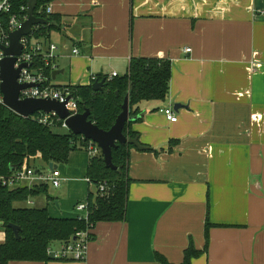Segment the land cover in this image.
Wrapping results in <instances>:
<instances>
[{"label":"crops","instance_id":"0c3cea01","mask_svg":"<svg viewBox=\"0 0 264 264\" xmlns=\"http://www.w3.org/2000/svg\"><path fill=\"white\" fill-rule=\"evenodd\" d=\"M50 7L63 23L43 45L55 47L52 69L60 72L50 86L123 76L136 58L168 60L170 80L166 99L142 103L131 127L147 150L129 152L125 221L97 224L83 262L20 264H159L155 253L180 264L190 242L204 249L206 221V252L191 264H264V0H56ZM37 160L28 166L36 170ZM88 163L86 152L70 153L62 184H83ZM30 202L21 206L76 216L52 214L45 197Z\"/></svg>","mask_w":264,"mask_h":264},{"label":"trees","instance_id":"16d2710c","mask_svg":"<svg viewBox=\"0 0 264 264\" xmlns=\"http://www.w3.org/2000/svg\"><path fill=\"white\" fill-rule=\"evenodd\" d=\"M56 0H38L34 15L48 21V24L36 26L32 38L42 45L48 43L52 32H60L63 26L59 15H46V7ZM28 0H10V10L1 16L3 29L11 17L19 20L26 18ZM33 66L43 68L44 76L51 81V66H45L42 56H35ZM104 80L101 91L94 92L92 84ZM170 80V62L162 59H132L126 74L108 80L97 77L89 86L52 87L67 90L77 103L78 114L89 111L88 121L102 131H108L121 112V105L129 96L130 118L139 115L142 103L163 102L168 94ZM41 114L36 113L25 119L3 105H0V178L10 176L19 169L23 162L39 156L45 165L66 164L70 153L88 152L89 142L75 136L68 130L65 134L58 133L63 129L62 122L53 119L50 124H42ZM134 121V122H135ZM133 122L125 124L122 134L127 139L137 138L132 131ZM130 145L117 144L111 150V161L115 170L105 168L101 152L89 157L86 178L94 191L87 195V221L74 218H52L46 208L22 207L27 200L45 197L50 200L47 185L33 188L18 186L13 189L0 185V227L3 229L4 241L0 244V264L39 263L51 261L46 250L52 245L72 242L77 232L92 230L99 223H121L126 218L128 197L129 152ZM148 151L155 152L152 149ZM156 153V152H155ZM16 169L11 171L10 168ZM103 184L106 192L100 195L98 187ZM17 226L19 240L8 225ZM211 225L206 221L204 227L205 246L202 251L194 248L192 242L183 252L180 264H191L192 260L204 254L207 249L208 231ZM92 239V238H91ZM155 261L159 264H170L163 256L155 253Z\"/></svg>","mask_w":264,"mask_h":264},{"label":"built area","instance_id":"2783aa9c","mask_svg":"<svg viewBox=\"0 0 264 264\" xmlns=\"http://www.w3.org/2000/svg\"><path fill=\"white\" fill-rule=\"evenodd\" d=\"M10 10V0H0V18L1 16L7 14ZM46 15H51L52 10L50 5L46 7ZM26 19V18H25ZM24 19V20H25ZM24 20H19L15 16L11 17L6 30L3 29L2 23L0 22V46L8 47V34L17 30ZM35 27L32 28L29 36L22 37L20 39V44L22 46V52L19 57L16 59L15 68L20 65H26L20 69L18 83L23 85H29L19 93V98L24 99H40V100H55L60 103L66 101V108L70 116L78 114L77 112V103L69 95L67 90L54 89L48 84L47 78L44 76L43 68H36L33 66L34 57L42 56L45 66H51L53 61V51L55 47L49 45L47 49L43 45L32 38V31ZM44 48V49H43ZM189 52V50H185ZM73 54H77L76 50H73ZM3 52L0 49V61L3 59ZM53 71V69H52ZM117 77L116 73H112L108 80ZM1 84V81H0ZM0 105H3L2 95L0 94ZM161 113L165 116L166 120L170 123H175L177 118L171 108H165L161 110ZM41 117L39 119L42 124H50L53 119L60 121L57 116L53 113L44 114L39 112ZM62 122V128L66 129L64 122ZM67 130V129H66ZM89 142V141H88ZM99 148L89 142L88 145V156L92 157L98 154ZM66 180L61 176L60 171L52 169L49 172H39L34 170L32 167L28 166V162H23L21 167L15 170L10 176L0 178V185L4 188L13 189L18 186H26L27 188H33L39 185H47L53 189H58L62 183ZM88 185L90 184L89 179L85 178L84 180ZM107 190V187L103 184H100L98 191L100 195H103ZM27 205H31L30 199L26 201ZM75 211L77 213L76 218L78 220L87 221L88 217V208L87 204H77L75 206ZM79 213H83L79 215ZM91 230L86 229L85 231L77 232L72 242L67 244H57L52 245L46 250L47 256L51 257L55 261H75L83 262L86 256L87 245L91 241Z\"/></svg>","mask_w":264,"mask_h":264},{"label":"water","instance_id":"95a60500","mask_svg":"<svg viewBox=\"0 0 264 264\" xmlns=\"http://www.w3.org/2000/svg\"><path fill=\"white\" fill-rule=\"evenodd\" d=\"M38 0H28L26 7V19L22 22L19 28L8 34V47L0 46L3 52V59L0 61V94L2 95L3 106L22 118H29L36 113L50 114L53 113L60 121L64 122L66 129L75 136H80L85 141L95 144L103 158L106 169L115 170L111 161V150L115 147L116 143L120 145H130L139 151H146L147 148L140 145L138 138L127 139L123 136L122 130L125 124L134 122L135 118H130L129 96H126L121 105V112L117 116L113 126L108 131H102L97 126L88 121L89 111L83 114H76L70 116L67 108L66 101L60 103L55 100H40V99H24L19 98L21 90L29 85L18 83L20 69L26 65H20L15 68L17 57L21 55L22 46L20 39L29 36L33 27L39 25H47L48 21L43 18H38L34 15ZM60 73L58 71L51 72V79L54 80L55 76ZM104 86V80L101 82L95 81L92 84L94 92L101 91ZM49 170L56 169L57 166L50 163ZM11 167L10 170H15ZM8 229L12 231L16 240H19L20 229L14 225H8Z\"/></svg>","mask_w":264,"mask_h":264},{"label":"rangeland","instance_id":"374dc122","mask_svg":"<svg viewBox=\"0 0 264 264\" xmlns=\"http://www.w3.org/2000/svg\"><path fill=\"white\" fill-rule=\"evenodd\" d=\"M58 133L65 134L67 131L65 129L57 130ZM79 153H82L81 151H76ZM67 164V163H66ZM66 164H58L57 169L62 172L65 168ZM36 170L39 172H49V167L42 163L40 160L35 161V164H33ZM68 184L63 185L58 189H53L50 186H48V194L51 198V200H48V204L50 208L52 209L51 213L60 216V217H71L72 214H76L75 206L77 204H84L86 200V193H87V184ZM90 191H94V188L92 185L89 186ZM43 199V198H42ZM43 201L46 202L44 199ZM53 201L59 202V205H61L60 208H55L53 206ZM81 202V203H79ZM33 208L34 206H30ZM83 213H79V215H82ZM68 215V216H66ZM3 241V229L0 227V242Z\"/></svg>","mask_w":264,"mask_h":264}]
</instances>
